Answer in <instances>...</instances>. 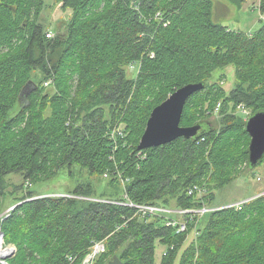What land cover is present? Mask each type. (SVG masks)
<instances>
[{
	"label": "trees",
	"instance_id": "obj_1",
	"mask_svg": "<svg viewBox=\"0 0 264 264\" xmlns=\"http://www.w3.org/2000/svg\"><path fill=\"white\" fill-rule=\"evenodd\" d=\"M53 1L70 16L46 38V0H0V215L16 206L0 221L3 246L15 248L7 264H82L93 242L105 246L94 264H264V188L240 209L215 203L264 171V154L248 165L238 112L264 111V0L252 33L212 21V0ZM226 66L235 84L225 94L211 77ZM199 82L181 117V126L201 124L198 137L138 151L151 110ZM59 175L73 189L43 192ZM193 187L202 194L189 195ZM128 203L164 211L144 218ZM203 206L218 209L185 215L183 233L165 225Z\"/></svg>",
	"mask_w": 264,
	"mask_h": 264
},
{
	"label": "rangeland",
	"instance_id": "obj_2",
	"mask_svg": "<svg viewBox=\"0 0 264 264\" xmlns=\"http://www.w3.org/2000/svg\"><path fill=\"white\" fill-rule=\"evenodd\" d=\"M46 4L49 7H47L43 11L40 17V22L43 24V26H45L46 30H48L47 32H51L53 34L51 35V37H53L54 32L52 30H55L59 26L60 21H67L69 19L70 11L68 10L63 12L59 8V6L55 5L53 0H46ZM256 4H258V0H246L242 2L240 6H235L233 3L229 2L228 0H212V21L220 25H223L225 27H228L229 29L234 31H240L243 33H252L256 31L263 24V21L261 20ZM233 74H234V68L231 66L217 68L212 73L211 80L216 81L221 77V81H222L221 85L222 88L225 90V94H226L234 87L235 83H234ZM129 75L132 76L133 78V72L131 70H129ZM170 95L171 94H169L168 97ZM220 104L218 102L214 107L213 111H211L213 115L218 116L219 110L215 112V109L217 106H219L220 109ZM241 109L242 106L238 107V112ZM244 110L247 112V114L250 115V112L247 109L244 108ZM207 114L211 115L208 112ZM255 173H256V177L254 179L253 174ZM86 179H88V177L87 178L85 176L82 177L83 181ZM263 179H264V171L261 168V166H257L251 171V174H249L247 178L245 179L238 178L231 185L221 189L216 195L215 203L222 202L223 204H226V206H230V205L233 206L237 202L247 199L248 195L251 194L250 192L253 191V188L256 189L264 188V184H263L264 182L262 181ZM19 180L20 179L15 176L8 179V182L17 184ZM49 184L50 185L45 186V190L43 189L44 184H42L41 186V188L43 189L42 191L48 192L49 196H54L55 194L58 193H65L68 192L70 189H73V184H70L69 180L65 178L63 175L57 176ZM101 185L102 183L101 184L99 183V187H102ZM38 187L39 185L36 186V188ZM27 188H31V187H27ZM10 202L11 201L6 202L3 213L9 211V209L12 208ZM226 206L224 208H230ZM180 211L182 210H179V212L177 211L174 212L175 216L178 215L176 221L177 227H175L176 233H177L178 224L184 220V215H180L182 213ZM8 246L10 245L4 247H8ZM1 247H2V242L0 244V248ZM164 249H165L164 246L156 243V249H155L156 260L160 258V255L162 254V251ZM177 261L178 260L176 259L174 264H177Z\"/></svg>",
	"mask_w": 264,
	"mask_h": 264
},
{
	"label": "water",
	"instance_id": "obj_3",
	"mask_svg": "<svg viewBox=\"0 0 264 264\" xmlns=\"http://www.w3.org/2000/svg\"><path fill=\"white\" fill-rule=\"evenodd\" d=\"M205 86L204 82L184 85L154 107L149 114L136 149L143 151L157 148L181 138L196 139L202 130L201 124L181 126V117L186 102L202 91ZM244 130L250 138L247 162L250 168H254L264 154V111L251 114L245 120ZM15 207L13 206L12 210ZM105 264H121V262L114 256Z\"/></svg>",
	"mask_w": 264,
	"mask_h": 264
},
{
	"label": "built area",
	"instance_id": "obj_4",
	"mask_svg": "<svg viewBox=\"0 0 264 264\" xmlns=\"http://www.w3.org/2000/svg\"><path fill=\"white\" fill-rule=\"evenodd\" d=\"M46 38H50V35L49 34H46L45 36ZM130 70L133 72L134 71V68L133 66L130 67ZM47 85V84H46ZM219 110V106L216 107L215 109V112H217ZM240 113H242L243 115H246L248 116L249 114H247V112L244 110V108L242 107V109L239 111ZM118 131V130H115V132ZM119 134H121L119 132ZM195 193H200L202 194V191H201V188H197V187H193L192 189H190L188 191V194L189 195H192V194H195ZM65 197H68V198H71V199H86V198H82V197H76V196H73V195H66ZM248 200H244V201H240V202H237L236 204H234L233 206H226V207H235L237 209H240V207L242 206L243 203L247 202ZM116 205H125L124 203H121V202H112ZM130 207H134L136 210H138L141 214L142 217H148V216H151V215H154L156 214L157 212H161L162 210L156 208V207H152V206H134L133 204L131 203H128L126 204ZM225 207V206H224ZM223 208V207H222ZM218 208H210V207H207V206H203L197 210H182L180 212H182L180 215H187L189 217V219L192 218V216H194L195 218H201L203 215H205L206 213H209L213 210H216ZM12 211V208L9 209V211L3 213L2 215H0V221H2L3 219L7 218L9 216V212ZM179 212V211H177ZM187 220H183L181 223L178 224V228H177V233H183L186 231L187 229V223L186 222ZM166 226L168 227H172V228H175L177 227V223L176 221H173V220H167L166 221ZM2 242V238H1V233H0V244ZM104 244L102 242H93L88 253L86 254V256L84 257L83 261H82V264H94L96 258L102 254L104 252ZM0 252L1 253H4V256H0V264H7L6 263V260L10 257H12L14 254H15V248L13 246H8V247H1L0 248ZM69 261H71V259H69Z\"/></svg>",
	"mask_w": 264,
	"mask_h": 264
},
{
	"label": "bare ground",
	"instance_id": "obj_5",
	"mask_svg": "<svg viewBox=\"0 0 264 264\" xmlns=\"http://www.w3.org/2000/svg\"><path fill=\"white\" fill-rule=\"evenodd\" d=\"M46 34H49L50 37H51V35H53L51 32H47ZM0 256H4V253H1V252H0Z\"/></svg>",
	"mask_w": 264,
	"mask_h": 264
},
{
	"label": "clouds",
	"instance_id": "obj_6",
	"mask_svg": "<svg viewBox=\"0 0 264 264\" xmlns=\"http://www.w3.org/2000/svg\"><path fill=\"white\" fill-rule=\"evenodd\" d=\"M246 200H249V199H246Z\"/></svg>",
	"mask_w": 264,
	"mask_h": 264
}]
</instances>
